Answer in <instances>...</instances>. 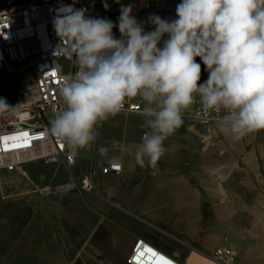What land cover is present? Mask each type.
I'll list each match as a JSON object with an SVG mask.
<instances>
[{
	"label": "clouds",
	"instance_id": "1",
	"mask_svg": "<svg viewBox=\"0 0 264 264\" xmlns=\"http://www.w3.org/2000/svg\"><path fill=\"white\" fill-rule=\"evenodd\" d=\"M86 11L61 4L53 18L57 47L75 57L77 71L61 79L65 107L49 131L72 154L90 147L97 126L136 97L148 129L134 151L141 167L155 168L197 96L206 116L224 111L220 130L233 140L264 130V0H181L176 19L148 18L151 31L132 5L121 6L120 38L111 20ZM196 57L209 73L202 84ZM14 108L0 98V113Z\"/></svg>",
	"mask_w": 264,
	"mask_h": 264
},
{
	"label": "rangeland",
	"instance_id": "2",
	"mask_svg": "<svg viewBox=\"0 0 264 264\" xmlns=\"http://www.w3.org/2000/svg\"><path fill=\"white\" fill-rule=\"evenodd\" d=\"M6 1L0 0V8ZM144 2L146 0H120L115 20L119 21L121 6L132 5V14L136 16ZM196 62L201 65L198 83L202 84L209 73L199 57ZM23 82L24 77L17 74L0 77V98L13 106ZM202 126V123L183 119L178 130L164 141L166 151L155 168L141 167L135 161L134 151L148 130L144 127V118L141 113L119 112L101 122L96 140L90 147L79 150L74 164L36 160L26 163L23 170L4 172L0 178V210L3 205L40 204L43 197L63 193L42 192L40 188L45 185L73 188L78 183L77 188L84 189L79 184L81 176L91 174V185L87 189L102 191L106 203L129 207L138 216L151 219L195 246L203 248L231 242L239 249L233 264H264V245H245L242 250L235 239L238 236L233 235L238 230L230 227V216L222 213L227 210L230 215L232 209L227 202L230 198L215 194L220 189L219 179L225 176V159L210 154L207 139L200 131ZM100 147L107 151L102 152ZM113 156L122 158L123 171L104 175L101 167ZM30 192L40 199L23 201Z\"/></svg>",
	"mask_w": 264,
	"mask_h": 264
},
{
	"label": "crops",
	"instance_id": "3",
	"mask_svg": "<svg viewBox=\"0 0 264 264\" xmlns=\"http://www.w3.org/2000/svg\"><path fill=\"white\" fill-rule=\"evenodd\" d=\"M202 125L210 154L225 159V176L215 194L230 198L232 209L230 215L221 212L238 230L233 235L242 250L264 245V130L233 140L219 123ZM111 174L117 173L104 175ZM77 185L60 196L43 197L40 204L1 207L0 264H130L137 237L185 264H220L212 257L217 244L195 246L129 207L106 203L102 191ZM26 199L40 198L30 192Z\"/></svg>",
	"mask_w": 264,
	"mask_h": 264
},
{
	"label": "built area",
	"instance_id": "4",
	"mask_svg": "<svg viewBox=\"0 0 264 264\" xmlns=\"http://www.w3.org/2000/svg\"><path fill=\"white\" fill-rule=\"evenodd\" d=\"M181 0H146L135 16L144 22L145 31L154 26L147 23L151 15L163 19H176V6ZM105 3L108 7L105 8ZM61 4H72L77 9H86V15L111 20L115 37L120 38L118 21L114 16L116 0H7L0 8V77L17 74L24 77L18 88V97L12 107L0 113V178L4 172L23 170L26 163L51 158L66 164H74L79 156L72 154L66 144L51 135V121L65 107L59 94L63 77L74 75L77 67L75 57L68 58L59 44L53 26L55 10ZM167 39V36L164 37ZM143 102L139 97L125 102L121 112L141 113ZM224 115L211 112L204 114L197 96L193 105L183 114V119L203 124H216ZM101 123L97 126L98 132ZM177 130V129H176ZM97 138V136H96ZM96 140V139H95ZM101 149V147H100ZM123 170L121 157L113 156L101 173H118ZM91 174L80 179L81 186L91 185ZM70 185L54 187L45 185L42 192L68 190ZM238 256L237 247L231 242L218 245L212 257L220 264H233ZM130 264H185L163 253L158 247L137 237L128 257Z\"/></svg>",
	"mask_w": 264,
	"mask_h": 264
},
{
	"label": "water",
	"instance_id": "5",
	"mask_svg": "<svg viewBox=\"0 0 264 264\" xmlns=\"http://www.w3.org/2000/svg\"><path fill=\"white\" fill-rule=\"evenodd\" d=\"M56 160H57L56 157L51 158V161H56Z\"/></svg>",
	"mask_w": 264,
	"mask_h": 264
}]
</instances>
